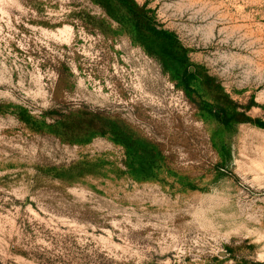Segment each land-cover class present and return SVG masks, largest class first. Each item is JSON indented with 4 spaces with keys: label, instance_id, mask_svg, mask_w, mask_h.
Returning a JSON list of instances; mask_svg holds the SVG:
<instances>
[{
    "label": "rangeland",
    "instance_id": "obj_1",
    "mask_svg": "<svg viewBox=\"0 0 264 264\" xmlns=\"http://www.w3.org/2000/svg\"><path fill=\"white\" fill-rule=\"evenodd\" d=\"M0 264H264V0H0Z\"/></svg>",
    "mask_w": 264,
    "mask_h": 264
}]
</instances>
